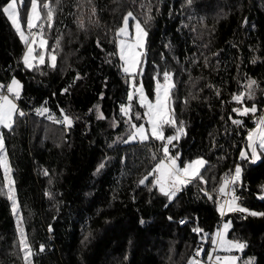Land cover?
Here are the masks:
<instances>
[{
  "label": "trees",
  "instance_id": "1",
  "mask_svg": "<svg viewBox=\"0 0 264 264\" xmlns=\"http://www.w3.org/2000/svg\"><path fill=\"white\" fill-rule=\"evenodd\" d=\"M51 6L54 22L45 25V38L48 49L60 41L56 66L46 54L38 70L24 66L26 46L0 12V84L15 77L23 85L16 102L25 115L2 132L32 264H189L201 245L212 253L210 240L201 237L214 236L228 220L229 239L245 242L243 256L264 264V216L233 212L223 219L217 204L221 178L239 164L243 183L235 194L264 213V156L257 163L240 159L248 131L264 113V0H51ZM128 12L148 32L142 64L148 96L155 97L158 71L174 74L172 107L186 135L173 141L170 154H179L181 167L200 157L208 162L201 173L207 184L194 181L171 201L152 186V176L139 183L157 162L151 153L160 158V142H122L129 125L120 106L128 103L130 84L116 31ZM250 80L256 81L252 100ZM240 92L244 106L255 104V115L232 111L241 106L232 100ZM132 105L143 115L137 99ZM65 114L73 118L70 128L47 118ZM164 133L175 134L169 126ZM3 176L0 167V264H26Z\"/></svg>",
  "mask_w": 264,
  "mask_h": 264
},
{
  "label": "snow or ice",
  "instance_id": "2",
  "mask_svg": "<svg viewBox=\"0 0 264 264\" xmlns=\"http://www.w3.org/2000/svg\"><path fill=\"white\" fill-rule=\"evenodd\" d=\"M91 3V0H88ZM188 4L192 3V0H187ZM59 3V0H57ZM25 7L24 0H8L5 6H0V12H2L7 19L14 26L15 31L19 34L20 39L26 46V51L23 55V64L28 69L38 70L40 66L46 63V54L49 57L51 67L56 66V48L59 47L60 41H55V48L48 49V44L45 38V25L50 29L54 22L55 8L51 6V0H45L43 4L40 0H28L27 11L25 15L27 35L25 34V26L21 23L20 10ZM42 11L44 15L42 16ZM92 15H95V8H92ZM148 19H151L149 17ZM130 20L134 21L132 30H130ZM147 23V21H145ZM78 24L81 28L85 27L84 19H79ZM36 29V31H33ZM148 32L142 25L141 21L137 19L132 12H128L122 19V25L116 31L117 44H118V56L123 61L121 68L126 75L128 81H130V91L127 95L128 103L120 106V112L124 117H127L126 123L129 125V131L127 138L123 139V143H132L139 141L140 143L148 142L150 139L160 142V158H157L155 152L151 153V159L157 162L151 168V170L145 175L139 183L144 185L148 181V177L152 176L154 182L152 186L158 188V191L165 197H168L169 201L174 199L178 192L183 188L192 184L194 181L207 184L204 176L201 174L202 170L207 165V161L202 157L196 158L184 164L183 167L177 163L179 160V154L173 156L170 154L169 146L175 147L173 141H178L182 135H186L183 122L177 124L175 117V110L172 107V90L175 88V82L173 81V73L164 70L163 72H157L155 76V88H154V101L149 99L144 91L142 80L138 84V77L143 76L142 64L145 57V41ZM99 43V42H98ZM255 62V61H253ZM256 85L255 80H250L246 86L249 91L247 92V99H254V95L251 91L253 86ZM23 85L15 77L7 85L0 84V128H5L11 131L16 122V118L23 117L25 113L19 109L16 100L20 99ZM65 92L68 89H64ZM7 94H4V93ZM219 95V93H217ZM138 99V104L146 111L141 115L139 112H133L132 101ZM232 100L235 101L240 107L232 109L233 112L241 115L248 116L249 113L255 115L257 108L255 104L251 108L244 106L245 92L239 94H233ZM38 114L43 115L47 113L48 108H42L37 110ZM61 112L63 110L61 109ZM49 120H54L56 123L64 124L67 127L73 125V118L68 115H63L62 119H56L54 116L49 115ZM99 119H105L101 113ZM145 120L149 127H145L144 124L137 125L133 120ZM233 124L242 125L241 120H232ZM165 126L172 127L175 134L165 136ZM264 156V115L260 116L255 121V127L250 129L247 134V149L240 152L241 160H248L251 163H255ZM0 167L4 170L3 179L5 181L6 192L8 199L12 201L13 212L17 215V228L19 232V245L24 252V259L26 264H32L31 257L33 255L31 245L28 242L25 229L23 227V218L18 212L17 201L15 198V181L11 176V166L8 160L7 149L5 147L4 133L0 132ZM104 168V164L101 163L97 172ZM242 167L237 164L234 170H229L221 178L220 187L218 193L222 197H228V199L219 203L218 210L223 217L228 213L240 212L248 213L252 216H264V213H258L250 211L247 208L241 207L237 201L239 197L235 195L236 188L242 185ZM45 170V175H47ZM203 191V189H201ZM208 199H212V195L205 192ZM264 199V197H261ZM143 222V221H142ZM231 228V222L223 224L222 230H218L214 236L208 237L205 233L201 237L202 241L210 240L213 245L212 253L225 252L228 255H213L212 253H205L203 246H199L195 250V254L189 260V264H203L198 259L202 255L207 256L208 261H213L214 264H239L240 257L233 255V252H243L247 247L245 242L228 239V232ZM51 231V229H49ZM193 232L200 235L203 230L200 228H193ZM40 252L44 251V245L40 246ZM245 264H255L254 259H249Z\"/></svg>",
  "mask_w": 264,
  "mask_h": 264
},
{
  "label": "rangeland",
  "instance_id": "3",
  "mask_svg": "<svg viewBox=\"0 0 264 264\" xmlns=\"http://www.w3.org/2000/svg\"><path fill=\"white\" fill-rule=\"evenodd\" d=\"M20 16H21V10H20ZM21 23H22V21H21ZM134 24V21H131L130 20V30H132V25ZM22 25H23V23H22ZM25 34L27 35L28 33L26 32V30H25ZM146 44H147V37H146V41H145V52H146ZM122 63H123V61H121ZM142 71H143V75H144V68L142 67ZM142 80V82H143V76H141V77H138V84H139V82ZM129 84H130V81H129ZM130 86V85H129ZM143 86H144V82H143ZM131 90V89H130ZM144 91H145V93H146V95L148 96V94H147V92H146V90H145V87H144ZM7 94V93H6ZM148 98L149 99H151L149 96H148ZM154 99H155V97L153 98V99H151V100H153L154 101ZM135 100V99H134ZM133 100V101H134ZM132 101V102H133ZM16 102V101H15ZM137 102H138V99H137ZM17 103V102H16ZM144 109V108H143ZM146 110L144 109V112H145ZM141 114V113H140ZM262 115H264V113L262 114ZM141 122H142V124H144L145 125V127L147 128V127H149L148 125H147V123H146V121L145 120H141ZM5 128H0V132H2L3 130H4ZM134 142H139V141H134ZM245 149H247V143H246V145H245V147L243 148V150H245ZM262 158V157H261ZM261 160V159H260ZM260 160H257L255 163H257V162H259ZM177 163H178V161H177ZM179 164V163H178ZM241 166V165H240ZM3 169V168H2ZM3 172H4V170H3ZM11 176H12V171H11ZM5 190V191H4ZM3 192H4V194H5V192H6V186H5V183H4V188H3ZM6 195V194H5ZM236 195V194H235ZM7 196V195H6ZM237 196V195H236ZM8 197V196H7ZM238 197V196H237ZM15 198H16V193H15ZM244 196L243 195H241V196H239V200L237 201V203L241 206V207H244V208H247V209H249L246 205H244V204H242V201H244ZM16 201H17V198H16ZM11 205H12V208H13V204H12V201H11ZM17 207H18V212L20 211V208H19V204H18V201H17ZM250 211H253V210H251V209H249ZM233 213V212H232ZM15 214V213H14ZM19 214L21 215V212H19ZM229 214H231V213H228L227 215H229ZM245 216H250L248 213H243ZM15 216H16V220H17V215L15 214ZM22 216V215H21ZM252 216V215H251ZM223 218V217H222ZM226 222H229V220L228 221H223L222 222V224H221V227H220V230H222V227H223V224L224 223H226ZM231 222V221H230ZM231 228H232V222H231ZM230 228V229H231ZM230 229H229V231H230ZM216 233V232H215ZM228 234H229V232H228ZM228 239H229V237H228ZM231 240V239H230ZM243 252H244V250H243ZM243 252H233L232 254L233 255H237V256H239L240 257V262H239V264H245V262L246 261H248L249 259H254V261H255V258L254 257H244L243 256ZM229 253H225V252H222V251H220L219 252V255H221V256H224V255H228Z\"/></svg>",
  "mask_w": 264,
  "mask_h": 264
},
{
  "label": "built area",
  "instance_id": "4",
  "mask_svg": "<svg viewBox=\"0 0 264 264\" xmlns=\"http://www.w3.org/2000/svg\"><path fill=\"white\" fill-rule=\"evenodd\" d=\"M33 31H36V29H34ZM260 117V116H259ZM258 117V118H259ZM257 119V118H256ZM226 199H228V197H222V196H220V195H218L217 196V204H218V206H219V203L220 202H223L224 200H226ZM224 217L225 216H223V219H224ZM187 220L185 219V220H181L180 221V223H184V222H186ZM195 254V253H194ZM213 255H217V252L216 253H212ZM198 259H200L202 262H203V264H214V260L213 261H208L207 260V258H204L203 256H201V257H198Z\"/></svg>",
  "mask_w": 264,
  "mask_h": 264
}]
</instances>
